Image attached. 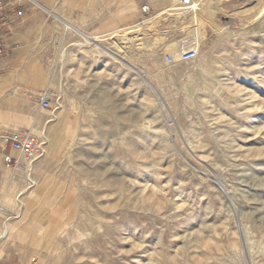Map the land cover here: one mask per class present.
<instances>
[{
	"label": "rangeland",
	"instance_id": "obj_1",
	"mask_svg": "<svg viewBox=\"0 0 264 264\" xmlns=\"http://www.w3.org/2000/svg\"><path fill=\"white\" fill-rule=\"evenodd\" d=\"M177 1L159 11L148 3L144 16L142 1L125 0L123 22L100 34L67 29L55 7L25 61L0 68V136L27 129L46 149L29 175L0 162V232L13 227L0 257L264 264V0H205L221 32L181 12L151 30ZM79 32L101 36L100 48ZM193 44L195 58L164 63ZM2 149L10 153L0 139L1 161Z\"/></svg>",
	"mask_w": 264,
	"mask_h": 264
},
{
	"label": "crops",
	"instance_id": "obj_2",
	"mask_svg": "<svg viewBox=\"0 0 264 264\" xmlns=\"http://www.w3.org/2000/svg\"><path fill=\"white\" fill-rule=\"evenodd\" d=\"M22 9L23 15L10 28L6 38L14 47L10 53L0 57V68H6L18 61H25V55L32 45L33 32L41 26L49 11L56 7V18L68 21L76 31L84 34L108 33L123 22L125 0H6ZM169 0H148L154 11L161 10ZM171 22L174 20L171 19ZM166 24V23H165ZM166 29L171 34L174 28ZM35 45V44H33ZM32 45V46H33ZM2 153L7 152L2 149ZM12 150H10L11 153ZM1 164H4L3 161ZM5 165L0 166L1 177ZM0 264H29V252L9 250L0 257Z\"/></svg>",
	"mask_w": 264,
	"mask_h": 264
},
{
	"label": "built area",
	"instance_id": "obj_3",
	"mask_svg": "<svg viewBox=\"0 0 264 264\" xmlns=\"http://www.w3.org/2000/svg\"><path fill=\"white\" fill-rule=\"evenodd\" d=\"M139 1H142L140 6L141 13L144 16L149 15L151 12L149 4L143 0ZM177 6L185 12L195 8L196 2L193 0H179ZM22 15L23 11L20 7L13 6L6 0H0V57L7 55L13 49L14 46L6 38L9 36L10 28ZM196 54V49H188L180 52L179 59L191 60L195 58ZM164 60L166 63L172 64L174 58L172 55L167 54ZM50 104V100L45 95L39 96L38 105L40 108L48 109ZM0 139L3 146H7L9 150L17 151L25 161V165L18 163L16 157L8 152L1 155L4 164L7 166L11 165L15 169H23L29 175L30 170L26 164L33 162L42 155L41 141L27 129L6 131L0 136Z\"/></svg>",
	"mask_w": 264,
	"mask_h": 264
},
{
	"label": "bare ground",
	"instance_id": "obj_4",
	"mask_svg": "<svg viewBox=\"0 0 264 264\" xmlns=\"http://www.w3.org/2000/svg\"><path fill=\"white\" fill-rule=\"evenodd\" d=\"M179 1V0H178ZM177 1V2H178ZM194 2H196V6L195 8H193L192 10H189V11H183L181 8L177 7V6H174V5H170L169 7H167L166 9L160 11V13L158 14V20L156 21H153L151 22V30H156L158 25H159V22H161L162 20H164L165 18H163L161 15H165V13L167 14H170V13H178V12H181L182 14L186 15V18H187V21L189 22H192L194 24H196L195 26H201V24H209V25H212V28L215 29L216 31L218 32H221L222 31V28H220L214 21V14L216 12V10H213L210 8V6L208 5V3L205 1V0H193ZM257 1V5H260L261 2L263 0H256ZM130 8V7H129ZM131 9V8H130ZM50 14L54 13L53 10H50L49 11ZM155 18V17H154ZM198 24V25H197ZM64 25L68 28H72V30L74 29L73 26L70 24V23H64ZM190 25V24H189ZM157 31V30H156ZM124 32V31H123ZM202 32V31H201ZM80 33V32H79ZM136 33V32H135ZM81 36V38L83 39L82 44H85V43H89L90 46H91V49H99L101 44L99 42V39L101 36H97V35H82L81 33L79 34ZM119 38L123 39L121 36L117 35ZM199 36V34H198ZM118 39V38H117ZM155 42H156V45L159 47H164L165 46V42L162 40V37L160 36H156V39H155ZM199 42V41H198ZM83 46H80V49H82ZM192 48H197V45L196 44H193V45H190L188 47H180L178 48L177 50L175 49L174 51L171 52L173 58H174V61L172 64H168L164 61V63L166 65H174L178 60H179V54L180 52L182 51H185V50H188V49H192ZM199 49V48H198ZM132 52V51H131ZM151 52V55L153 54V50L151 49L150 50ZM133 53V52H132ZM32 60V59H31ZM29 61V60H28ZM33 66V65H31ZM30 68V66H29ZM37 71L38 69L36 70V68L34 67V77L37 78ZM217 91V90H216ZM16 92V91H15ZM5 94L7 96H10L12 97L13 95V91L12 90H8L5 92ZM154 95L156 98H159L161 100V103L163 106H165V102L164 100L161 99L160 95L158 92L154 91ZM55 102V101H54ZM57 104V103H56ZM56 104L54 103L53 106H52V109L50 111H48L49 113H53L57 110L56 108ZM51 115V114H50ZM46 149H43L42 148V153L45 152ZM32 163V162H31ZM31 163H28V164H31ZM33 183V182H32ZM33 185V184H32ZM35 185V184H34ZM28 189V188H27ZM36 190V186L34 188L31 189V191L28 192V195L32 194L34 191ZM24 192V191H23ZM26 192V191H25ZM27 195V196H28ZM22 198L25 199V196H23ZM18 200V199H17ZM21 201V200H20ZM98 226V225H97ZM100 226V225H99ZM6 228H7V231L6 233L4 232L5 229H3L1 232H0V241H3L5 239L4 235H8V232L13 230V227L11 224L7 223L6 225ZM99 228V227H98ZM241 234V233H240ZM243 241V239H242Z\"/></svg>",
	"mask_w": 264,
	"mask_h": 264
}]
</instances>
